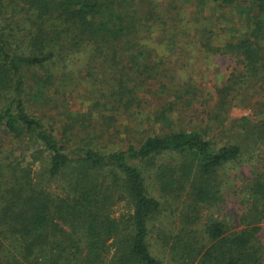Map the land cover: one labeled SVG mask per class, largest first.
<instances>
[{
  "label": "trees",
  "instance_id": "trees-1",
  "mask_svg": "<svg viewBox=\"0 0 264 264\" xmlns=\"http://www.w3.org/2000/svg\"><path fill=\"white\" fill-rule=\"evenodd\" d=\"M158 7L155 0H0V135L26 156L0 147V264H165L151 251L161 202L147 180L164 199L185 193L184 227L156 241L173 261L262 264L264 168L257 155L264 100L255 101L249 117L232 120L229 113L253 100V88L264 92V0H170L167 11ZM206 8L214 22L202 16ZM152 26L161 56L145 44ZM216 28L233 33L221 47ZM191 51L234 60L212 105L193 79L178 78L197 77L186 73ZM73 60L94 84L86 113L62 120L55 104L57 121L47 112L29 114L31 102L47 106L55 69ZM26 71L44 77H30L27 88ZM150 83L158 87L152 104L140 98ZM194 103L200 117L176 125L174 115L178 124ZM144 106L150 111L138 123L142 129L126 126L119 138L121 117L132 121ZM146 123L158 133L145 131ZM174 156L180 161L163 163ZM230 165L251 169L233 193L244 209L230 218L232 226L212 215L202 223V211L223 203L218 171Z\"/></svg>",
  "mask_w": 264,
  "mask_h": 264
},
{
  "label": "rangeland",
  "instance_id": "rangeland-1",
  "mask_svg": "<svg viewBox=\"0 0 264 264\" xmlns=\"http://www.w3.org/2000/svg\"><path fill=\"white\" fill-rule=\"evenodd\" d=\"M170 0H155L156 3L159 2L158 11L163 10L167 11V3ZM194 1V0H192ZM179 5H175L177 7ZM186 6L185 8H187ZM191 12H193V9H190ZM203 17L212 19V21H215L214 18V11L211 8H206L203 11ZM235 18V15H233V19ZM247 18H250V16H247ZM254 21L250 20L249 24H252ZM152 30L150 32L149 37L147 38V41H145V44L148 48L152 49L157 55L161 56L163 55V47H157V36L159 35V29L158 26H152ZM221 28V27H220ZM185 29V28H184ZM224 29V28H223ZM146 27L142 31H145ZM237 31V30H236ZM234 32L235 35H241V33L244 31L239 30V32ZM214 32V44L216 47H221L226 39H229L230 36L233 34L231 32H228L226 30L220 31L218 28L213 29ZM189 61L191 64V67L188 72L192 76L197 77H178L179 79L188 80L193 79L196 83L197 92H199L202 101H210V105L214 103L213 98H215V91L218 88H221L226 84V81L228 79L229 74L232 72L234 68V60L223 55H214L206 57L205 55H201L197 51H194L190 53ZM66 67V70L64 68ZM80 67L81 64L77 60H73V62H67L66 65L63 68V65L61 64L57 69H55L54 72V79L55 83L52 87H50L47 90V97L49 99V102L46 106L45 101H41L39 103H33L31 102L28 105V112L29 114L36 116V117H42L45 112L49 113L48 115L54 116L55 119V104L59 105V112L65 114V116L62 117V120L68 117H78L84 113H86L89 106L92 104L93 99V86L94 84L90 82V80L84 79L82 75L80 74ZM29 71H26L24 73V77H27L26 80V87L29 88V86H33L34 82L31 80L30 77H44L42 71L33 72V74H28ZM184 73V72H183ZM182 75H186L183 74ZM28 91V90H27ZM158 87L156 83H150L145 87V90L140 95V98L147 101L148 104H152L153 99L151 95L157 94ZM167 94V93H166ZM253 100H247V104H244L240 107L234 108L230 111L229 117L233 119H240L241 117H249L252 114V111L255 110V101H263L264 100V92L259 88L255 87L253 88L251 92ZM45 96V97H46ZM246 98V97H245ZM152 99V101H151ZM202 107H200L198 104L193 105L192 109H189L185 111V113L181 114L180 121L177 124V117L174 115L173 121L176 123V125L180 126L182 124H185L181 122V120H191L194 118H198L199 113L198 111L201 110ZM206 108V105L204 106ZM53 109V110H52ZM50 111V112H49ZM149 108L144 106L143 110L141 111V114L139 117L134 118L132 121L126 120L125 116L121 117L120 121H118L119 125L121 126L119 129V138H124V134L122 133L124 128L126 126L130 127L131 129L135 128H141L138 127L139 121L145 118V116L149 113ZM225 124V123H224ZM228 123L226 122V125ZM188 126V125H187ZM144 130L148 131L150 134L151 131H154L158 133V129L153 127L151 123H146L144 125ZM56 129V135L60 132L59 129V123L56 122L55 125ZM142 129V128H141ZM220 132V131H219ZM109 133L114 134V129L110 130ZM143 133V132H142ZM155 133V134H156ZM221 138V136H218ZM116 145H120L118 147H123L122 143L117 142ZM0 147L4 151H13L14 154L19 158L22 159V157H25V154H23L25 148L23 146H20L18 144H13L10 138L6 137L5 135H0ZM122 148V149H123ZM258 153V158L260 160V163L258 165V168L263 167L264 168V147L261 149ZM163 163H171L175 164L176 162H179V157H165L162 159ZM37 169V168H36ZM250 167L249 166H227L221 170L218 171L219 180L222 181L223 189V203L220 205V207L216 210H209L208 212L202 211L200 216H202V223L205 222L207 217L209 215L214 216L216 219H219L221 221L227 222L230 226H232V223L230 222V218L233 217V215H238L241 212V209H244L242 205L238 203V200L235 198V193L240 187L241 183L246 181L247 178L251 177L250 174ZM147 186H149V191L152 196L157 198L161 202V210L159 215L157 216V219L152 223V229L153 231L150 234V246L151 251L155 256H158L161 258L165 264H179L176 263L174 260V257L172 254L169 253L167 250H161L159 247V244L156 242L157 237L161 233H165V235H171L174 232H177L180 230L182 226V222L180 219V215L184 213L183 208V201H185V193L181 194V197L179 200H175L173 198H162V195H157L155 193L156 187L155 183L147 180ZM54 187V186H53ZM185 189H188V185H184ZM114 211L117 214L124 211V205H119L114 208ZM119 212V213H118ZM195 231L196 235L198 234L200 237V241H202V233H200V229L197 228V226L192 227ZM259 241L264 245V232H261L258 235ZM262 264H264V258L262 261Z\"/></svg>",
  "mask_w": 264,
  "mask_h": 264
}]
</instances>
